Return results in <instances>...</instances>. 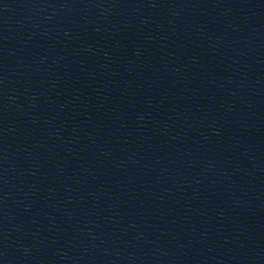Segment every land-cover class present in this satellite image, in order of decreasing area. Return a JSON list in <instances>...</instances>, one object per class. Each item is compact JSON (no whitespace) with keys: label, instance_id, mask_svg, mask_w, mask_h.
I'll list each match as a JSON object with an SVG mask.
<instances>
[{"label":"water","instance_id":"water-1","mask_svg":"<svg viewBox=\"0 0 264 264\" xmlns=\"http://www.w3.org/2000/svg\"><path fill=\"white\" fill-rule=\"evenodd\" d=\"M141 264H264V0H144Z\"/></svg>","mask_w":264,"mask_h":264}]
</instances>
